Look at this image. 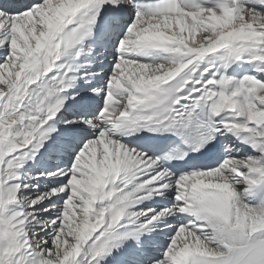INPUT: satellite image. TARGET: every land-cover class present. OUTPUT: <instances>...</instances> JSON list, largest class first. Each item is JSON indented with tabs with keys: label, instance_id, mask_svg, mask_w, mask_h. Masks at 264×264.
<instances>
[{
	"label": "snow or ice",
	"instance_id": "6c2138e0",
	"mask_svg": "<svg viewBox=\"0 0 264 264\" xmlns=\"http://www.w3.org/2000/svg\"><path fill=\"white\" fill-rule=\"evenodd\" d=\"M0 264H264V0H0Z\"/></svg>",
	"mask_w": 264,
	"mask_h": 264
}]
</instances>
